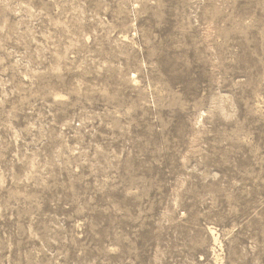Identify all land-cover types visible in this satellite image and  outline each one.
<instances>
[{
  "label": "rangeland",
  "instance_id": "374dc122",
  "mask_svg": "<svg viewBox=\"0 0 264 264\" xmlns=\"http://www.w3.org/2000/svg\"><path fill=\"white\" fill-rule=\"evenodd\" d=\"M0 264H264V0H0Z\"/></svg>",
  "mask_w": 264,
  "mask_h": 264
}]
</instances>
